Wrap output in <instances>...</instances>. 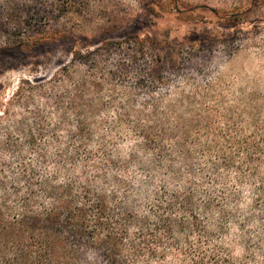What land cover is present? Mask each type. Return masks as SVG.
I'll list each match as a JSON object with an SVG mask.
<instances>
[{
	"label": "trees",
	"instance_id": "trees-1",
	"mask_svg": "<svg viewBox=\"0 0 264 264\" xmlns=\"http://www.w3.org/2000/svg\"><path fill=\"white\" fill-rule=\"evenodd\" d=\"M61 12L0 0V47L54 38ZM156 44L78 50L0 100V264H264V115L197 137L142 65Z\"/></svg>",
	"mask_w": 264,
	"mask_h": 264
},
{
	"label": "rangeland",
	"instance_id": "rangeland-1",
	"mask_svg": "<svg viewBox=\"0 0 264 264\" xmlns=\"http://www.w3.org/2000/svg\"><path fill=\"white\" fill-rule=\"evenodd\" d=\"M48 2L62 11L54 38L32 48L0 47V100L22 80L51 79L78 50L150 37L157 44L142 65L154 68L170 98L193 102L181 112L196 118L194 135L241 132L263 117L264 0ZM107 57L114 63L120 55Z\"/></svg>",
	"mask_w": 264,
	"mask_h": 264
}]
</instances>
